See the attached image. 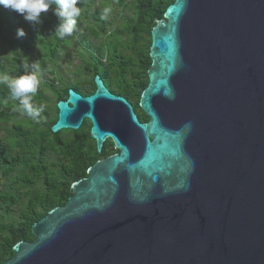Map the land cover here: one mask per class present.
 I'll list each match as a JSON object with an SVG mask.
<instances>
[{"label": "water", "instance_id": "95a60500", "mask_svg": "<svg viewBox=\"0 0 264 264\" xmlns=\"http://www.w3.org/2000/svg\"><path fill=\"white\" fill-rule=\"evenodd\" d=\"M138 106L94 76L56 102L96 160L2 264H264V0H173Z\"/></svg>", "mask_w": 264, "mask_h": 264}, {"label": "trees", "instance_id": "16d2710c", "mask_svg": "<svg viewBox=\"0 0 264 264\" xmlns=\"http://www.w3.org/2000/svg\"><path fill=\"white\" fill-rule=\"evenodd\" d=\"M115 1L124 8V0ZM91 2L79 0L77 6L83 13L81 18L90 17L89 20L94 22L87 29L99 42L91 46L85 36L80 37L91 49L86 51L88 58L84 60L82 75L75 79L74 85L64 87L53 84L54 80L63 82V78L49 65L60 42H69L68 38L60 40L55 36L58 23L53 15L55 4L49 7L48 12L41 13L40 23H30L28 26H25L24 18L14 20L15 11L0 6V40H9L10 50L8 53L6 50L0 53V74H7L11 78L24 74V65L31 62L32 47L36 46L32 43L37 41L40 52L36 61H42L40 70H47L55 76L52 81H47L42 76L45 72L38 73L40 83L31 103L35 107L43 106L42 88L45 87L51 90L55 101L53 113L43 106V111L36 118L29 117L20 108L19 100L12 98L6 87L0 86V122L3 123L0 126V179H8L4 183L5 188L0 191V205L6 209L21 205L18 207L17 220L0 222V264L12 256V246L17 241L34 238L30 231L31 225L50 209L66 202L71 195V184L85 177L90 165L117 152L109 139L97 151L89 133L90 123L87 119L76 130L62 129L56 133L50 130L57 118L56 102L66 97L69 88L81 94H90L95 89L94 76L97 74L111 92L123 95L132 103L139 120H147L138 106V100L147 84L150 30L173 0H132V16L122 24L128 35L124 44L120 40L121 34L113 30L107 32L108 23L100 19L98 9L89 16ZM22 27L27 30L26 35L17 37V29ZM48 30L52 31L55 41L49 40ZM16 43L25 51H16ZM123 49L129 52H123ZM6 66H10V69ZM82 80L87 83V87L82 85ZM11 109L24 112L27 117L17 118ZM50 155L55 156L51 163L48 162Z\"/></svg>", "mask_w": 264, "mask_h": 264}, {"label": "rangeland", "instance_id": "374dc122", "mask_svg": "<svg viewBox=\"0 0 264 264\" xmlns=\"http://www.w3.org/2000/svg\"><path fill=\"white\" fill-rule=\"evenodd\" d=\"M124 8L122 5L118 4L115 0H92L90 4V13L89 16L91 15V12L94 11L95 9H98L100 14L105 7H111L112 8V13L110 14L109 19L106 21L108 23L107 25V32H110L113 30L116 34H121L120 40L123 43L125 39H127L128 35L124 32L122 24L124 21H126L127 18L132 16V0H124ZM14 20H19L22 19V15L14 12ZM81 14H83L81 12ZM90 17L87 18H81L79 17L77 19V23L74 27L73 33L71 36H68V43L63 44L60 42L59 48L57 53L54 55L53 61L49 63L50 67L55 69L56 74L60 75L63 78V82H59L57 80H54L53 84L56 87L59 86H67L69 84H72L76 78L80 77V74L82 75L83 73V67H84V60L88 58L86 51L89 48L80 37L85 36L87 39V42L91 46H96L98 42V38L92 37L87 29V26L89 25H94V22ZM27 24V25H26ZM25 26H28L30 23L26 21ZM36 25L38 23H35ZM23 28V27H22ZM24 29V28H23ZM25 33L27 30H25ZM52 31L48 30L47 35H49V40L55 41L56 38L51 35ZM6 35V34H5ZM7 36V35H6ZM8 39V38H7ZM144 39L143 41H145ZM33 45H36L35 47H32V54H31V59H29L31 62L27 63L28 65L32 64L33 62L36 61V56L40 52V47L37 45V41L35 43H32ZM20 45L16 43L15 49L16 51L20 50ZM78 49V50H77ZM81 49H84L82 51ZM6 50V52H10L9 50V40L8 41H1L0 40V53ZM22 51H25V49H21ZM79 51V52H78ZM123 52H129L128 49H123ZM82 53V54H81ZM102 61L105 62V59L103 58ZM39 62V67L42 65V61ZM26 64V63H25ZM10 66H6L7 69ZM40 73L43 70H39ZM45 72L42 74L43 78L47 81H52V78L55 77L53 73L48 72L47 70L43 71ZM84 78V77H82ZM89 76L86 77L88 79ZM63 84V85H62ZM82 85L87 87V83H85L82 80ZM42 95H43V106L49 111V112H54V96L52 95L51 90L48 87L42 88ZM12 110V109H11ZM14 113L17 114V118H24L27 117L24 112H21L19 110H12ZM3 125L2 122H0V126ZM66 132V131H63ZM0 135H1V130H0ZM68 135V134H67ZM66 135V136H67ZM55 160L54 155H50L48 158V162H52ZM8 179H0V191H2L5 188L4 183H6ZM21 205H16L11 207L10 209H6L5 206L0 205V222H5L9 220H17L18 218V207Z\"/></svg>", "mask_w": 264, "mask_h": 264}, {"label": "clouds", "instance_id": "9594fccd", "mask_svg": "<svg viewBox=\"0 0 264 264\" xmlns=\"http://www.w3.org/2000/svg\"><path fill=\"white\" fill-rule=\"evenodd\" d=\"M79 0H0V6L15 11L23 16L29 23H40L41 13H46L49 7L54 3L53 15L57 18L55 27V36L64 40L71 36L77 23V18L81 15V9L78 7ZM112 13L111 7L103 8L100 19L107 21ZM26 33L23 28L17 29V37H23ZM19 51L22 52L20 49ZM24 74L17 78H11L7 74H0V86L8 89L12 98L19 100L20 108L29 117H39L43 111V106L35 107L31 101L36 93L39 80V62H33L31 65H24Z\"/></svg>", "mask_w": 264, "mask_h": 264}, {"label": "flooded vegetation", "instance_id": "af4514ba", "mask_svg": "<svg viewBox=\"0 0 264 264\" xmlns=\"http://www.w3.org/2000/svg\"><path fill=\"white\" fill-rule=\"evenodd\" d=\"M128 38V37H127ZM125 41H126V39H125ZM125 41H123V44H124V42ZM99 42V41H98ZM98 42H97V44H98ZM76 82L74 81L72 84L74 85ZM70 89V88H69ZM73 89V88H72ZM74 91H76L75 89H73ZM76 92H78V91H76ZM78 93H80V92H78ZM113 93V92H112ZM81 94V93H80ZM114 94H117V93H114ZM82 95H86V94H82ZM118 95H120V94H118ZM123 96V95H122ZM128 100V99H127Z\"/></svg>", "mask_w": 264, "mask_h": 264}]
</instances>
